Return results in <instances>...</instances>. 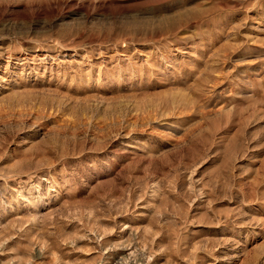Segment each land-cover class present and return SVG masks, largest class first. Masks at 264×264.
Returning a JSON list of instances; mask_svg holds the SVG:
<instances>
[{
    "label": "rangeland",
    "instance_id": "1",
    "mask_svg": "<svg viewBox=\"0 0 264 264\" xmlns=\"http://www.w3.org/2000/svg\"><path fill=\"white\" fill-rule=\"evenodd\" d=\"M0 264H264V0H0Z\"/></svg>",
    "mask_w": 264,
    "mask_h": 264
}]
</instances>
